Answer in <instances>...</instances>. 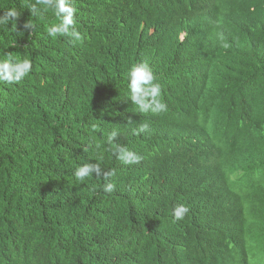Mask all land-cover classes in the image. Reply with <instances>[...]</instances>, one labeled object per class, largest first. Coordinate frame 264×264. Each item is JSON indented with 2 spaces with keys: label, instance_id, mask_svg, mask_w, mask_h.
Returning a JSON list of instances; mask_svg holds the SVG:
<instances>
[{
  "label": "trees",
  "instance_id": "1",
  "mask_svg": "<svg viewBox=\"0 0 264 264\" xmlns=\"http://www.w3.org/2000/svg\"><path fill=\"white\" fill-rule=\"evenodd\" d=\"M34 3L0 0L21 13L18 32L0 24V59L32 62L0 82V264H261L264 0H72L75 42ZM140 63L167 111L130 102ZM113 130L139 164L115 158ZM86 163L115 174L79 183Z\"/></svg>",
  "mask_w": 264,
  "mask_h": 264
},
{
  "label": "clouds",
  "instance_id": "2",
  "mask_svg": "<svg viewBox=\"0 0 264 264\" xmlns=\"http://www.w3.org/2000/svg\"><path fill=\"white\" fill-rule=\"evenodd\" d=\"M39 10L51 11L61 21L58 25L47 27L48 36L52 38L66 36L74 42L82 39L81 34L74 28L76 9L73 7L72 0H35V3L30 6V13L31 15H37ZM20 16L21 13L15 8H9L4 13V16L0 17V24H12L13 30L17 31V20ZM23 28L31 33L35 31L36 25L28 21L23 25ZM31 69L32 62L30 59H21L12 53H8L0 59V82L8 85L19 84L30 74ZM128 79L130 102L136 106L140 113L158 114L167 111V105L160 99L161 86L156 82L157 77L147 63L134 65L130 69ZM148 130L149 124L142 123L138 129H134V133L138 135ZM118 136L119 133L113 130L106 138V143L112 148L115 158L125 165L139 164L143 157L116 143ZM95 148L99 149L100 145H95ZM114 174V170L112 172H103L97 163H86L76 168L74 177L77 182L83 183L86 179L93 176L99 177L103 175L104 179L107 180L108 177ZM114 189V183H106L103 188L106 193H111ZM188 212L189 209L186 206L178 205L173 209L172 214L175 220H182ZM262 257L264 259V248ZM261 264H264V261Z\"/></svg>",
  "mask_w": 264,
  "mask_h": 264
}]
</instances>
